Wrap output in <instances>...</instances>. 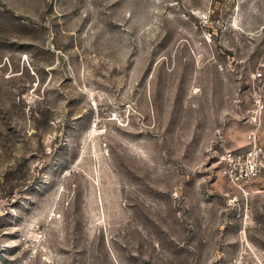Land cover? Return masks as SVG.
<instances>
[{"label": "rangeland", "instance_id": "1", "mask_svg": "<svg viewBox=\"0 0 264 264\" xmlns=\"http://www.w3.org/2000/svg\"><path fill=\"white\" fill-rule=\"evenodd\" d=\"M264 0H0V264H264Z\"/></svg>", "mask_w": 264, "mask_h": 264}, {"label": "built area", "instance_id": "2", "mask_svg": "<svg viewBox=\"0 0 264 264\" xmlns=\"http://www.w3.org/2000/svg\"><path fill=\"white\" fill-rule=\"evenodd\" d=\"M251 144L246 150H226L222 157L225 176L246 197L251 194L248 185L258 179L264 169V153L256 137Z\"/></svg>", "mask_w": 264, "mask_h": 264}]
</instances>
